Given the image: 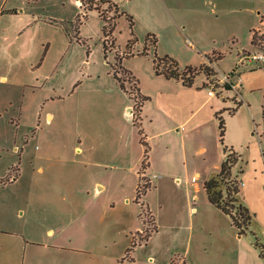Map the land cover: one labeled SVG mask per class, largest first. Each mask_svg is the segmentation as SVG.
Segmentation results:
<instances>
[{
    "label": "rangeland",
    "instance_id": "374dc122",
    "mask_svg": "<svg viewBox=\"0 0 264 264\" xmlns=\"http://www.w3.org/2000/svg\"><path fill=\"white\" fill-rule=\"evenodd\" d=\"M2 1L0 8L15 4L18 8L13 10L15 13H21L23 9L48 20H75L79 12L75 0H8L7 4ZM111 1L118 4L120 12L125 13L116 18L117 24L113 30L115 47L107 55L104 52L102 19L93 9L87 12V16H81L80 40L68 35L65 44L60 39L54 40L45 63L48 43L41 42L45 39L42 35L55 36L57 28L45 23L41 24V28H30L39 35V46L45 50L37 63L26 66L22 71L21 77L26 85H15L12 72L8 68L0 69V76L7 75L9 79L6 84L0 83V99L19 94L21 101L27 88L29 96L26 107L32 104L33 86L30 82L37 80L41 72L44 73L40 75L44 82L48 81L46 86L38 89L44 95L41 117L26 113L19 125L20 120L16 114L12 115V108L8 106L7 110L0 112V177L15 176L16 172L20 174L19 182L0 187V198L6 196L5 205L0 206V215L10 212L15 216L19 207L27 210L29 204L38 207L36 201L30 198V191L36 189L33 178L36 157L44 154V157H48L44 161L46 163L49 159H57L58 151L51 148L66 143L73 153L75 172L79 175L93 173L104 192L92 200V207L84 219L69 222L75 215L51 214L54 217L52 226L57 233H61L66 241L71 239L75 241L74 244L88 248L84 252H66L52 261L61 264H119L134 241L136 245L130 253L131 257L120 264H264L261 247L256 245L258 241L264 246V62L240 59L245 55L264 53V39H261L259 46L251 43L253 29H260L259 35H264V0ZM80 10L85 12L83 8ZM128 13L134 17L138 41L132 49L134 54L125 56L122 65L133 73V68L140 71L144 78L143 84L142 78L136 74L140 89L143 86L148 90L157 87L155 80H152V75L156 74L153 67L155 52L172 56L181 69L189 65L199 67L211 64L212 59V65L218 69L220 77L224 73H232L234 82L241 77L242 85L238 90L222 83L224 86L217 88L222 92L215 99L219 106L217 111L226 109L222 113L226 122L224 144L234 147L241 155L234 170L242 180L240 196L254 214V221L246 233L240 234L231 218L210 204L204 187L197 192L199 198L193 197V209L184 204L188 192L186 173L192 174L196 168L202 173L204 184L217 173L224 158L219 119L216 113H208V107L198 112L197 117L203 121L200 130L202 139L198 138L196 144L188 147L187 167L184 166L181 137L172 133L152 135L156 131L151 127L146 128L145 121L147 112L154 113L157 109L149 105L146 112L142 110V126L150 145L149 166L153 151L157 161L168 155L174 161L171 172L176 183L169 180L156 188L146 177L141 187H144L147 179L150 186L142 193L140 201L135 200L137 190L132 194L126 169L117 164L124 163L120 149L127 141L143 147L142 151L145 146L138 127L123 116L120 97L107 91V79L112 75L115 78L114 71L118 69L116 50L124 52L132 37ZM109 15L114 16L115 11L112 10ZM149 33L156 34L157 46L148 44V54H138L144 49ZM58 65L60 73L56 70ZM65 67L72 69L76 77L74 85L65 97L47 96L48 90L53 88L51 86L64 77L61 73ZM87 70L91 74H87ZM118 74L123 76L121 69ZM207 80L206 74L200 72L195 84L204 87ZM125 85L130 91L132 83L127 78ZM95 89L106 92L111 107L98 109L89 116L84 100ZM150 100L151 97L145 103ZM180 105L186 112L192 108L188 102ZM236 106L235 113L230 114L228 109ZM53 113L54 120L50 117ZM186 126L189 128V125ZM9 133L11 141L6 142L2 138ZM17 146L19 149L15 151L14 147ZM75 146L80 150L75 152ZM197 149H203L202 155H195ZM86 160L92 161L84 162ZM13 166H19V170L15 171ZM10 183L0 185L4 187ZM84 186L82 179L75 184L77 189ZM38 188L47 191L51 185L46 183ZM127 194L133 197L130 202L127 201ZM10 197H13V201L9 206L7 200ZM159 201L164 206L157 211L155 205ZM155 220L157 229L154 230ZM40 256L47 261L49 254L42 252Z\"/></svg>",
    "mask_w": 264,
    "mask_h": 264
},
{
    "label": "crops",
    "instance_id": "0c3cea01",
    "mask_svg": "<svg viewBox=\"0 0 264 264\" xmlns=\"http://www.w3.org/2000/svg\"><path fill=\"white\" fill-rule=\"evenodd\" d=\"M4 1L5 3H3ZM7 1L8 0H3L2 3L7 4ZM74 2V4L78 6L80 12L81 5L79 0H75ZM16 9L18 10L15 4L8 6V8L4 6L0 8V69L8 68L12 72L13 83L22 87L27 84H25L24 79L21 77L22 71L26 66L37 63L40 60L41 53L45 50L39 46V35L30 31V28H41V24L43 23L50 24V26L52 25L57 28L55 36L50 34L47 36L42 35L45 39L41 40V42L48 43L47 50H45L47 56H45L43 63L49 58L54 40L58 41L60 39L62 43L65 44L67 34L63 27L58 24L55 25L48 20L49 18H41V16L38 18L32 12L23 11V9H21V13L13 12V10ZM96 11L98 16L102 19L98 10ZM104 23L102 19V25H104ZM151 66L152 65L149 66L150 73L152 71ZM133 69V75L136 78H138L137 75L142 78L144 84V78L140 71L136 68ZM56 70L57 73H60V65L56 67ZM86 73L91 74L89 70H87ZM38 74V79L30 82L33 86L31 92L32 104L30 107H26L27 98L29 96L27 88L24 90L21 101L19 94L15 97L9 95L6 98L0 99V112L4 111L8 106L12 108L14 113L12 115L16 114L18 120H20L19 125L23 121L26 113L33 117L37 115L41 117L43 114L44 106L42 102L44 95L39 93L38 89H42L46 86L48 81L44 82L45 79L41 78L44 73L41 72ZM61 74L64 77L59 79L58 83L51 86L53 88L50 91L48 90L47 96L52 95L56 98H62L69 93L70 88L74 85L76 77L72 69L67 67L63 68ZM100 75L103 76L102 73ZM152 78V80H155L156 88L153 90H148L144 86L141 88L143 94L151 97V100L143 106V112L147 111L149 105H154L157 111L154 113L147 112L145 127H151L156 131L152 135L172 133L180 136L182 139L181 150L185 161L184 166L187 167L189 160L188 147L190 148L193 144H196L198 138L202 139L200 130L203 121L201 122L200 118L197 117L198 112L208 107V113L209 111L216 113L219 106L215 97L218 95L210 96L208 90L203 86L194 83L193 86L188 87L185 86L182 81L174 78H167L164 75L155 74L152 75ZM115 79L113 75L107 79L109 82L107 91L120 97L123 116L131 120L133 125L132 115L130 114V117L129 113H131L130 111L133 109L134 101L129 93L121 88L117 79ZM8 81L7 75L0 76L1 84H6ZM163 84H167L169 87L165 88ZM99 90H92L84 100L89 116L94 114L98 109H108L111 107L108 103L106 92ZM182 102H188L192 105L190 111L186 112L184 110L183 106L180 105ZM114 108H116V105ZM50 117L54 120L55 113L52 115L50 114ZM185 124L189 125V128ZM133 126L135 127V125ZM2 139L6 142L11 141L10 133ZM139 148L140 147L137 145L135 146L130 140L127 141L120 149L123 152L122 155L124 157L122 162L124 163L117 164L118 167L126 169V177L132 185V194H135L141 177L139 170L144 151H142L143 147ZM18 149V146L14 147L15 151ZM51 149L58 151L59 154L57 159H49V162L46 163L44 161H46L48 157H44V154L40 153V155L36 157V168L33 171L35 173L33 178L36 189L35 191H30V198L36 201L35 203L38 207L30 206L27 201L29 204L27 210L19 207L15 216L10 214V212L0 215V264H61L56 260H52L62 256L66 252H84V250H88V248L84 246L74 244L75 241H71V239L66 241V238H64L61 233H57L55 227L52 226L54 217H52L51 214H64L68 217H73L75 215L74 218L69 219V222L78 221L81 218L84 219L85 214L90 211L92 207V200L98 198L104 192L102 191L103 188L99 182L95 180L93 173L89 172L79 175L75 172V165L72 158L73 153H71L66 143L55 145ZM79 150L80 149H77V146H75L74 151L76 152ZM23 151L24 148H22L21 152L23 153ZM196 151V156H198V154L202 155L203 153V149H197ZM91 161L92 160H86L84 162L91 163ZM174 166V161L168 155L158 161L155 160L153 151V158L150 166L145 172V177L149 178L156 188H159L162 184L168 183L169 180H171L172 183H176L171 172ZM194 169L195 171L192 174L187 172L185 176L188 192L184 204L188 205L190 209H193V197L199 198L197 192L199 189L201 191L204 187L202 173L196 170V168ZM19 175L9 185L4 187L0 185V187L5 188L19 182ZM47 179H49V181ZM81 179L85 184L84 188H75V184L81 182ZM46 183L51 185L50 190L45 191L38 188L39 185L43 186V184ZM193 187H195L194 192ZM131 200H133V197L127 194V201L130 202ZM12 201L13 197L7 200L9 206L12 204ZM5 203L6 196H2V199L0 198V206L5 205ZM211 205L214 206L213 204ZM163 206L164 203L159 201L155 205V209L158 211ZM77 214L78 216L76 217ZM42 252L49 254V256H47V261L42 260V256H40Z\"/></svg>",
    "mask_w": 264,
    "mask_h": 264
},
{
    "label": "trees",
    "instance_id": "16d2710c",
    "mask_svg": "<svg viewBox=\"0 0 264 264\" xmlns=\"http://www.w3.org/2000/svg\"><path fill=\"white\" fill-rule=\"evenodd\" d=\"M81 8L85 10V12H80L75 20H55L50 19L51 22L61 25L67 35L70 38L78 37L80 26L82 24L81 16H87V12L89 10H98L100 16L104 20V25L102 27L104 34V52L107 55L108 51L115 47V40L113 38V30L116 27V18L125 12H120L119 6L117 3L112 2L111 0H81ZM112 10L115 11V15H109V12ZM129 19L131 34L132 37L129 39L127 48L124 52H120L118 49L116 50V68L114 71V76L117 81L120 83L122 89L127 91L132 99H134L135 103L133 109L131 110L133 124L138 127V132L141 136V142L145 146L144 150V159L140 168V181L137 187V201H140L142 193L146 192V188L150 186V181L147 179L144 187H141V182L146 177L143 175L144 170L149 166V151L150 145L147 140V135L144 132V128L142 126V110L145 101L149 100L150 97L143 94L140 87L138 86L139 80L133 75V72L122 65L123 58L125 56H131L134 54L132 49L134 44L138 41V37L134 31V17L131 14H127ZM260 29L252 30V40L251 43L255 46H259L261 44V39H264V35H259ZM158 38L156 34L149 33L146 36V44L144 49L138 54H148L149 45L153 44L157 46ZM212 59H210L211 64H202L199 67L196 66H186L184 69H181L178 61L172 56L165 54L159 55L155 52V56L153 58V67L154 71L157 75H164L167 78H174L179 81H182L185 86L191 87L195 83V78L200 72H204L207 78L211 76H216L218 72L214 69L212 65ZM121 69L123 76L121 77L118 72ZM127 77H132L135 80V85L133 86V91H128L125 85V80ZM204 87H206V83H204ZM132 92H135L133 95ZM240 105V104H238ZM238 106L228 109L230 114H234L237 110ZM264 108V106H263ZM223 110L217 111L215 116L219 119V130H220V141L223 144V152L224 158L221 162L220 168L212 175L209 179L204 182V188L207 194V197L211 204H213L216 208L220 209L222 212L227 214L231 220L232 224L237 228L240 234L246 233L250 226L254 221V214L251 209L246 205L244 200L240 196V186L242 180L239 177L238 173H235V167L239 163L241 159V155L234 147H229L224 144V137L226 133V122L223 116ZM15 171L19 170V166H13ZM241 171V170H240ZM239 171V172H240ZM18 176V172H16L15 176L6 175L3 178H0V184L12 182ZM156 222L154 224V230L157 229ZM150 235L147 234L146 238ZM136 242H132V245L127 249L126 255L122 257L119 264L126 258H130V253L134 250ZM256 245L261 247V257H264V246L260 244L258 241Z\"/></svg>",
    "mask_w": 264,
    "mask_h": 264
},
{
    "label": "built area",
    "instance_id": "2783aa9c",
    "mask_svg": "<svg viewBox=\"0 0 264 264\" xmlns=\"http://www.w3.org/2000/svg\"><path fill=\"white\" fill-rule=\"evenodd\" d=\"M80 4H81V0H79ZM241 60H247V61H250V62H253V61H263L264 62V53H253V54H250V55H245L243 57L240 58ZM242 63H244L242 61ZM214 69L216 70L217 75L216 76H211L208 78V80L206 81V88L208 90V94L210 96H216V95H219L221 94L222 90L221 91H217V88L218 87H223L224 85L222 83H225V84H230L232 88H235L236 90L239 89V87L241 86V77H239V80L238 82H234L232 80V73L231 74H226L224 73L222 75V77H220L219 75V71L218 69L213 65ZM234 73L237 72L236 69L233 70ZM128 81H130L132 83V87L130 88V91H133V86L135 85V80L132 78V77H127ZM133 95L135 94V92H132ZM132 110V109H131ZM131 112V111H130ZM184 128V127H183Z\"/></svg>",
    "mask_w": 264,
    "mask_h": 264
}]
</instances>
